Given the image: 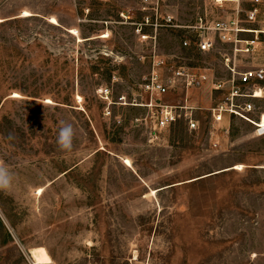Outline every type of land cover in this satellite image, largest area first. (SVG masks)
<instances>
[{"label": "rangeland", "instance_id": "1", "mask_svg": "<svg viewBox=\"0 0 264 264\" xmlns=\"http://www.w3.org/2000/svg\"><path fill=\"white\" fill-rule=\"evenodd\" d=\"M152 1L0 0V164L14 173L0 191V264H36L41 247L48 264H264V136L234 116L213 124L210 112L231 86L227 64L264 67V0ZM200 15L238 17L250 31L241 38L258 31V41L249 52L219 40L207 53L181 47ZM147 17L160 24L143 26L155 42L136 32ZM155 55L164 76L178 66L210 76L154 97L193 105L197 130L155 128L143 106ZM257 89L254 120L264 82ZM62 122L75 130L71 151L57 143Z\"/></svg>", "mask_w": 264, "mask_h": 264}, {"label": "built area", "instance_id": "2", "mask_svg": "<svg viewBox=\"0 0 264 264\" xmlns=\"http://www.w3.org/2000/svg\"><path fill=\"white\" fill-rule=\"evenodd\" d=\"M214 5H219L223 2H234L238 5L243 0H211ZM253 5H258L262 0H250ZM143 5V10L148 9L147 5L153 4L152 0H140ZM151 9L158 12V5L156 4ZM258 13V7H252L246 13L247 21H255ZM173 16H166L165 21L173 22ZM147 17L145 21L138 24L136 32L143 40L152 39L156 41V36L149 35L144 31L143 26L150 24L155 29L160 25L158 18L155 22L149 23ZM240 19L232 18L226 19H209L207 15H200L193 25L189 28L194 32L193 38H184L181 40V47L190 49L192 44L196 46V49L200 53H207L216 48L217 41L230 43L234 45L235 51L249 52L250 47L253 48V44L258 41V31H255V39L249 40L241 38L244 33H250L248 29L242 28L239 25ZM253 32V31H252ZM264 33V29L260 31ZM245 43L247 47L245 49H238V44ZM156 48V45L154 47ZM153 68L147 81L144 83L143 88L147 94L150 95V102H146L143 106L151 108L152 117L155 123V128L163 129L169 127L171 124L183 121L189 127V130H197L198 122L193 117L195 107L189 104L187 101L182 105H171L168 103L160 102L158 99L154 100V97H162L170 93L171 90L176 91L179 87L184 88H199L205 83L211 82V78L208 74L201 73L196 74L192 72L189 67L178 66L171 67L170 75H162L159 70L165 66L166 61L159 56L154 57ZM229 59H227V62ZM230 72L232 73L229 83L231 84L227 96L218 105L210 109L211 118L213 124L222 123L228 116H234L243 120L249 121L254 124L256 132L260 136H264V113L260 115L257 120L250 117V114L254 112L255 105L253 100H257L260 96H257L261 89H257L258 85L264 82V67H255L254 69H247L242 72H237L235 67H230L227 64ZM236 76L238 82L246 87V91L242 92L241 88L236 84ZM223 88L222 82L214 83V89L219 91ZM227 129V128H226ZM215 146L218 142L214 143Z\"/></svg>", "mask_w": 264, "mask_h": 264}, {"label": "clouds", "instance_id": "3", "mask_svg": "<svg viewBox=\"0 0 264 264\" xmlns=\"http://www.w3.org/2000/svg\"><path fill=\"white\" fill-rule=\"evenodd\" d=\"M75 130L70 123L62 122L57 132V143L61 150L71 151ZM14 173L4 164H0V191H8L13 186Z\"/></svg>", "mask_w": 264, "mask_h": 264}, {"label": "bare ground", "instance_id": "4", "mask_svg": "<svg viewBox=\"0 0 264 264\" xmlns=\"http://www.w3.org/2000/svg\"><path fill=\"white\" fill-rule=\"evenodd\" d=\"M30 14L31 13L28 11L24 12L25 16L30 15ZM52 21H55V23H58L57 20H55L54 18L52 19ZM72 31L76 32V30H72ZM257 96H261V91L258 92ZM237 168L240 169L241 166L237 165ZM32 256L36 264H48L51 262L50 255L47 253L46 249L43 247L32 250Z\"/></svg>", "mask_w": 264, "mask_h": 264}, {"label": "snow or ice", "instance_id": "5", "mask_svg": "<svg viewBox=\"0 0 264 264\" xmlns=\"http://www.w3.org/2000/svg\"><path fill=\"white\" fill-rule=\"evenodd\" d=\"M53 23H55V21H53Z\"/></svg>", "mask_w": 264, "mask_h": 264}, {"label": "trees", "instance_id": "6", "mask_svg": "<svg viewBox=\"0 0 264 264\" xmlns=\"http://www.w3.org/2000/svg\"><path fill=\"white\" fill-rule=\"evenodd\" d=\"M16 19H17V18H16ZM16 19H15V20H16Z\"/></svg>", "mask_w": 264, "mask_h": 264}]
</instances>
